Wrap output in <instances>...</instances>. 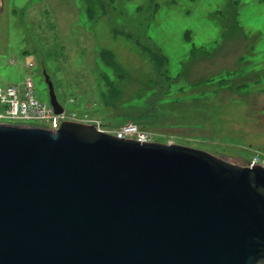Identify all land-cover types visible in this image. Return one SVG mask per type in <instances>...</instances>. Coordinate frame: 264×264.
<instances>
[{
	"label": "rangeland",
	"instance_id": "1",
	"mask_svg": "<svg viewBox=\"0 0 264 264\" xmlns=\"http://www.w3.org/2000/svg\"><path fill=\"white\" fill-rule=\"evenodd\" d=\"M28 71L35 97L48 103L45 71L68 121L133 122L154 142L240 167L264 163V0H4L0 86Z\"/></svg>",
	"mask_w": 264,
	"mask_h": 264
},
{
	"label": "water",
	"instance_id": "2",
	"mask_svg": "<svg viewBox=\"0 0 264 264\" xmlns=\"http://www.w3.org/2000/svg\"><path fill=\"white\" fill-rule=\"evenodd\" d=\"M0 264H264V167L75 121L0 123Z\"/></svg>",
	"mask_w": 264,
	"mask_h": 264
},
{
	"label": "built area",
	"instance_id": "3",
	"mask_svg": "<svg viewBox=\"0 0 264 264\" xmlns=\"http://www.w3.org/2000/svg\"><path fill=\"white\" fill-rule=\"evenodd\" d=\"M33 65L32 59L26 61V68L30 69ZM69 118L71 117L65 110L55 113L49 102H40L35 97L30 71L25 74L21 83L0 86V123H2L1 120H7V123L27 124L32 121H43L45 125L42 127L55 131L62 121H68ZM95 127L117 138L154 142L153 137L147 131L138 128L133 122H125L117 127L109 128L98 122ZM253 164L264 167V163L257 161H251L248 166Z\"/></svg>",
	"mask_w": 264,
	"mask_h": 264
},
{
	"label": "crops",
	"instance_id": "4",
	"mask_svg": "<svg viewBox=\"0 0 264 264\" xmlns=\"http://www.w3.org/2000/svg\"><path fill=\"white\" fill-rule=\"evenodd\" d=\"M3 1L4 0H0V7H2V4H3ZM29 12V21H31V23H34V22H37V18H39V15L38 14H34V11L33 10H30V11H28ZM24 23V19L23 18H16V23L15 24H17V25H19L20 27H22L23 28V24ZM35 26L37 25V24H34ZM46 35H47V33H46ZM95 36V35H94ZM153 46V48H155L157 51H159V49L157 48V46H155L154 44H152ZM102 51H108L109 53H111V54H113L110 50H107V49H104V50H102ZM99 53V52H98ZM161 55V54H160ZM111 58H112V63L113 64H116L117 62L115 61L116 59H115V57L114 56H111ZM115 59V60H114ZM102 60V59H101ZM105 62V61H104ZM113 64L112 65H110V64H108L111 68H113V72H114V76H120V74L119 73H117L116 72V69L114 68V67H112L113 66ZM163 69H165L166 70V68L165 67H163ZM113 76V77H114ZM140 79V81H141V83H143V78H139ZM148 77L144 80V82H146V81H148ZM201 79V78H200ZM109 79L107 78V81H108ZM112 83V82H111ZM127 83H129V82H126V83H121V85L124 87ZM120 84V83H119ZM119 84H118V87H117V92H118V90H119V96H118V99L119 100H121L118 104H120L123 100L122 99H120V97L124 94V90H123V87L121 86H119ZM125 95V94H124ZM127 98H129L128 96H127V94H126V97L124 96V100L125 99H127ZM117 107V106H116ZM115 107V108H116ZM118 108V107H117ZM120 108V107H119ZM87 112V111H86ZM86 112H84V116H86ZM82 115V116H83ZM95 119H100V120H102V119H106V120H111V119H113V118H106V117H104V116H100L99 117V115H97V118L96 117H94ZM100 120H99V122H100ZM101 123V122H100ZM103 124V123H102Z\"/></svg>",
	"mask_w": 264,
	"mask_h": 264
},
{
	"label": "trees",
	"instance_id": "5",
	"mask_svg": "<svg viewBox=\"0 0 264 264\" xmlns=\"http://www.w3.org/2000/svg\"><path fill=\"white\" fill-rule=\"evenodd\" d=\"M85 13H86V15H87V17L88 18H91V16H92V14H91V10H90V8L88 9L87 8V10H85ZM107 54V55H109L110 56V60H108V61H111L112 62V58H111V53H109L108 51H104V52H102L101 54H102V56H103V54ZM160 61L164 64V58L162 57V59H160ZM107 64H110V63H108V62H106ZM113 63H111L110 65H112ZM162 64V65H163ZM108 84H110V85H112L109 81H106Z\"/></svg>",
	"mask_w": 264,
	"mask_h": 264
}]
</instances>
